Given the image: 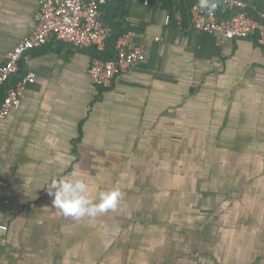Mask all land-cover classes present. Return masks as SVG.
I'll list each match as a JSON object with an SVG mask.
<instances>
[{
  "label": "crops",
  "instance_id": "crops-1",
  "mask_svg": "<svg viewBox=\"0 0 264 264\" xmlns=\"http://www.w3.org/2000/svg\"><path fill=\"white\" fill-rule=\"evenodd\" d=\"M197 1H111L110 35L145 58L109 87L92 48L52 38L24 56L8 87L36 80L0 118V264H264V47L195 28ZM39 8L0 0V62ZM81 176L93 198L119 187V209L64 217L46 187Z\"/></svg>",
  "mask_w": 264,
  "mask_h": 264
},
{
  "label": "built area",
  "instance_id": "built-area-1",
  "mask_svg": "<svg viewBox=\"0 0 264 264\" xmlns=\"http://www.w3.org/2000/svg\"><path fill=\"white\" fill-rule=\"evenodd\" d=\"M111 1L40 0L37 28L8 52L4 62H0V118L21 105L26 87L36 80V74L30 71L8 87V82L19 73L20 63L28 52L44 46L52 38L76 48L105 50L110 29L104 24V8ZM223 2L231 11L228 17L219 16L215 8L202 9L200 4H195L191 9L193 26L207 33H218L221 41L254 37L264 47V14H249L246 5L239 0ZM144 58L145 52L132 47L130 36L124 34L117 42L116 56L109 59L95 57L90 74L96 85L109 87L117 76ZM4 88L5 94L1 96ZM0 229L8 230V225L0 223Z\"/></svg>",
  "mask_w": 264,
  "mask_h": 264
},
{
  "label": "clouds",
  "instance_id": "clouds-1",
  "mask_svg": "<svg viewBox=\"0 0 264 264\" xmlns=\"http://www.w3.org/2000/svg\"><path fill=\"white\" fill-rule=\"evenodd\" d=\"M202 9L212 10L216 7L210 0H200ZM53 196L52 204L64 217L79 220L85 217L95 218L99 214L115 212L123 199L119 187L98 192L95 198L90 196V186L83 176L72 179L68 177L54 178L46 187Z\"/></svg>",
  "mask_w": 264,
  "mask_h": 264
},
{
  "label": "trees",
  "instance_id": "trees-1",
  "mask_svg": "<svg viewBox=\"0 0 264 264\" xmlns=\"http://www.w3.org/2000/svg\"><path fill=\"white\" fill-rule=\"evenodd\" d=\"M195 4H200V0L195 2ZM195 4L193 3L191 5V9H192V7ZM216 10L218 12V15L221 16V17H228L231 14V11L228 8L225 9L226 13L225 12L223 13L221 11V7H219ZM113 32L111 33V35H110V37L108 39V43H107V46H106L105 50L99 51L96 48H92L95 57H100L102 59H109V58H113V57L116 56V54H117V42L125 33H118V32H116V33L114 32L113 33ZM100 87H102V86H100ZM5 91H6V88L2 91L1 96H3L5 94Z\"/></svg>",
  "mask_w": 264,
  "mask_h": 264
}]
</instances>
